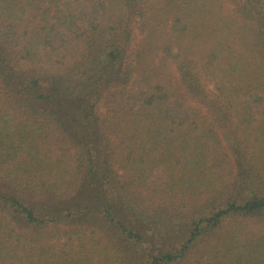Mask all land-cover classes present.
Listing matches in <instances>:
<instances>
[{
	"label": "trees",
	"instance_id": "obj_1",
	"mask_svg": "<svg viewBox=\"0 0 264 264\" xmlns=\"http://www.w3.org/2000/svg\"><path fill=\"white\" fill-rule=\"evenodd\" d=\"M0 264H264V0H0Z\"/></svg>",
	"mask_w": 264,
	"mask_h": 264
}]
</instances>
